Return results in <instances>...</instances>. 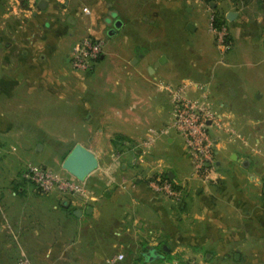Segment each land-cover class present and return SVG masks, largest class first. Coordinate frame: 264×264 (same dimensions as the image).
<instances>
[{"label":"crops","instance_id":"obj_1","mask_svg":"<svg viewBox=\"0 0 264 264\" xmlns=\"http://www.w3.org/2000/svg\"><path fill=\"white\" fill-rule=\"evenodd\" d=\"M46 1L0 0V264H109L120 254L127 262L117 264H264L262 0L254 19L248 0L211 9L198 0ZM212 12L230 30L226 53ZM87 37L106 48L83 73L70 57ZM182 82L236 134H215V181L190 182L175 204L149 181L193 172L180 136L161 134L174 118L166 87ZM76 144L99 159L86 181L92 200L44 194L24 177L29 163L71 177L62 163ZM151 249L160 257L149 263Z\"/></svg>","mask_w":264,"mask_h":264},{"label":"built area","instance_id":"obj_2","mask_svg":"<svg viewBox=\"0 0 264 264\" xmlns=\"http://www.w3.org/2000/svg\"><path fill=\"white\" fill-rule=\"evenodd\" d=\"M38 4L42 0H29ZM211 7L215 0H199ZM217 15H210V31L215 37L217 46L223 53L230 51V30L223 25L216 24ZM106 43L87 37L80 41L71 54V64L76 71L87 73L105 54ZM173 105V122L161 131L162 135L176 132L184 141L189 153L193 172L189 179L183 182H175L164 177H154L149 181L152 192L161 195L175 204H181L187 197L189 183L197 181L203 185H209L215 181L217 167V135L231 134L236 132L228 122L213 111L212 107L201 99H193L189 96L192 85L182 82L180 85H168ZM146 146L149 143H145ZM24 177L35 184L38 190L44 194L58 192L60 194L81 196L92 200V193L87 188L86 182L82 183L73 177L63 178L53 169L45 168L33 163L26 165ZM125 255L120 254L108 261L109 264H117L125 260ZM18 264H29L26 258H22ZM172 264H205L196 259L174 261Z\"/></svg>","mask_w":264,"mask_h":264},{"label":"water","instance_id":"obj_3","mask_svg":"<svg viewBox=\"0 0 264 264\" xmlns=\"http://www.w3.org/2000/svg\"><path fill=\"white\" fill-rule=\"evenodd\" d=\"M48 2L46 0L40 1L37 5L40 9L46 8ZM237 17L236 13H229L228 20L233 22ZM264 23V16H263ZM116 29L122 27L121 22L116 23ZM189 28H192V25H189ZM116 33V30H111L109 34L113 36ZM164 59L161 61L163 62ZM99 168V159L96 154L85 147L82 144H76L71 151V153L65 158L62 163V169L68 173L71 177L77 179L78 181L85 183ZM81 212V211H79ZM78 215V213H76ZM168 251V250H166ZM145 258L147 262H154L160 257L159 253L151 249L148 253H145Z\"/></svg>","mask_w":264,"mask_h":264},{"label":"rangeland","instance_id":"obj_4","mask_svg":"<svg viewBox=\"0 0 264 264\" xmlns=\"http://www.w3.org/2000/svg\"><path fill=\"white\" fill-rule=\"evenodd\" d=\"M136 1H137L136 3H142V4L145 3V4H147V5H149L151 7V6H154L159 0H136ZM215 1H217V0H215ZM199 2L203 3L206 8H210L211 9V7H209L208 4H206V3L202 2V1H199ZM247 2H248L249 5H248L247 9H245V11H244L245 16L247 18L254 19L256 17V15L259 14V18H260L261 15H263V12L261 10V5L259 4L258 0H248ZM138 15H140V13ZM126 20L128 21V18L127 17H126ZM141 29H142V26L141 27L139 26V32L140 31L142 32ZM156 29L158 30V27H156ZM180 139L183 141V139L181 137H180ZM129 253L131 254V252H129ZM125 260L123 261V263L125 262Z\"/></svg>","mask_w":264,"mask_h":264},{"label":"trees","instance_id":"obj_5","mask_svg":"<svg viewBox=\"0 0 264 264\" xmlns=\"http://www.w3.org/2000/svg\"><path fill=\"white\" fill-rule=\"evenodd\" d=\"M262 2H263V4H264V0H262ZM216 25L218 26V27H220V26H223V25H225L226 24V21H223L222 19H220L218 16H217V21H216ZM68 154L69 153H66V154H64V157L66 158L67 156H68ZM162 252H160V254H161ZM164 253V252H163ZM170 254H171V251H168V252H166V253H164V255L166 256V257H168V258H170Z\"/></svg>","mask_w":264,"mask_h":264}]
</instances>
